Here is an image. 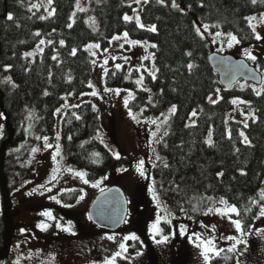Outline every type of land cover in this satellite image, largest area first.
Instances as JSON below:
<instances>
[{
  "label": "trees",
  "instance_id": "trees-1",
  "mask_svg": "<svg viewBox=\"0 0 264 264\" xmlns=\"http://www.w3.org/2000/svg\"><path fill=\"white\" fill-rule=\"evenodd\" d=\"M77 1L53 0L54 15L44 18L43 11L32 9L34 0H0V111L5 118L0 136V264H15L11 251L13 192L36 178L34 166L26 158L34 149L46 148L44 137L51 145L55 143L57 110L66 97L74 99L90 90L89 84L95 79L92 57L85 47L95 43L109 48L113 38L125 32L135 41L157 45L152 50L158 69L156 78L147 75L148 90L135 91L132 111L155 120L176 107L159 144L162 162L153 172L155 191L191 217L208 204L225 200L239 210L236 217L248 232L264 207V95L257 96L255 84L245 81L225 89L209 61L215 45L197 34L196 28L200 22L212 33L232 34L244 47H251L258 40L246 17H264V0L255 4L252 0H176L179 9L171 6L172 0L164 4L149 0L142 21L146 26L154 25L155 32L124 20L132 13L130 0H91L88 10L78 13L72 22ZM9 15L12 20H8ZM89 16L96 18L97 29L87 22ZM43 38L48 44L30 64L25 53ZM73 48L75 56L70 54ZM257 62L264 84V56H259ZM188 64L193 65L191 70ZM126 73L110 69L107 85L133 88ZM217 90L221 100L211 103L209 97ZM234 98L250 102L246 110L250 107L257 114V120L246 128L250 145L240 135L243 126L227 121ZM193 111L196 121L190 125ZM100 131V113L91 103L67 108L62 122L61 157L68 167L85 173L90 184L113 170L132 165L127 157L117 159L106 148L99 138ZM17 147H22L20 152L13 153ZM80 193L64 192L60 199L74 205ZM163 228L168 235L169 226L163 224ZM129 245L132 253L143 250L139 240H130ZM211 259L212 264H238L233 252L224 251ZM150 264H159L158 259L153 257ZM177 264L191 263L181 253Z\"/></svg>",
  "mask_w": 264,
  "mask_h": 264
},
{
  "label": "rangeland",
  "instance_id": "rangeland-1",
  "mask_svg": "<svg viewBox=\"0 0 264 264\" xmlns=\"http://www.w3.org/2000/svg\"><path fill=\"white\" fill-rule=\"evenodd\" d=\"M90 1H77L72 13V22L78 13L88 10ZM148 2L149 0L136 3L135 0H130L128 5L132 6V13L127 15L132 17V20L128 22L136 23L138 16L140 22L143 23L142 11ZM52 3L53 0L51 3L49 0H34L33 5H39V7L32 5V9L43 11V17L50 18L54 15L52 14ZM256 18L251 23L256 26V33L264 37V17ZM87 22L93 28H98L94 16H89ZM204 26L200 22L197 23V28L201 29L203 36L209 38L215 45V53L246 60L253 67L258 68L257 60L259 56H264V39L258 40L251 47H244L240 42L228 47V34L224 35L219 32L221 35L217 36V32L212 33L209 29L205 31ZM123 34L115 36H119L120 39L116 40L114 37L109 48L103 49L99 45V48L88 49V45L95 43H90L85 47V50L92 57L95 79L91 83L90 90L79 97L65 98V102L56 112L55 137L59 136L61 139L62 122L68 107H78L83 103H91L100 113L101 131L99 138L101 142L116 158V154H119V158L127 157L131 160L132 165L124 170L109 172L104 176L107 179L103 177L97 182L99 186L93 187L97 183L90 184L88 182L85 184L75 175V172L81 171L74 169L68 171L71 168L64 163L61 155L57 157L56 161L52 160L57 143L60 145L61 153L60 139H56L51 148L30 152L26 161L34 166L36 178L22 183L13 192L15 228L12 234L11 251L15 256V264H105L106 260L112 259L115 253L120 250V243H126L128 250L127 253L116 259V264H121L120 261H125L126 264H150L153 257L158 259L159 264H177L181 253L187 255L191 264H205L202 249L197 248L190 239V237L194 239L193 233L200 235L202 239H214L216 247L222 248L226 252H228L227 249L233 247V243L227 237L235 235L237 238H241V233L236 231L228 217H222L215 212H208L209 208H223L224 205L220 204V201L208 204L203 211L191 217L187 213H180L155 191L153 172L162 162L159 144L167 134L170 119L174 114L169 110L162 118L150 120L132 111L130 104L135 97V91L147 89L146 76L149 75V71L156 69L152 43L139 41V44H129L123 39ZM41 40H44L45 43L40 44L39 42L34 49L25 53L30 64L44 52L48 44L46 39ZM128 40L135 41L129 35ZM145 44L148 46L144 47ZM246 50L257 57L255 62L247 58ZM93 52L95 55L92 54ZM28 53H32V55H27ZM144 56H148L149 59H143ZM105 60L108 61L107 64L104 63ZM117 64L122 67L117 69ZM113 68L125 70L126 75L130 78L129 82L133 83L134 87L127 89L109 87L106 82V75ZM141 76H143V82L142 85H138L136 80ZM106 88L119 89L120 94L115 95L114 92L106 91ZM254 89H264V84L255 85ZM92 92H97L98 95L93 96L91 95ZM210 97L215 101L211 103H217L221 100V93L217 91ZM234 99L243 100L242 98ZM125 100L128 101L127 107L124 104ZM247 105L249 104H233V109L227 113V121L241 124L243 126L241 132L248 137L247 127L244 125L246 123L249 126L251 121H256L257 114L250 107L246 110L245 106ZM130 112L135 115L136 119H133V116L129 114ZM0 114H2L1 111ZM253 116L255 119H252ZM195 121L196 116H192L189 124L192 125ZM4 123L5 118L2 114L0 116V136L3 132ZM153 132L156 133L155 137L152 135ZM208 139L212 140V134H209ZM21 148L17 147L12 152L18 153ZM140 161L144 162L145 176H141L137 170ZM57 167L60 169L57 173V179L49 183L53 176V170ZM41 185L44 187L41 188ZM111 187L122 188L129 201L127 222L122 229L116 232L101 230L94 226L89 219L90 206L98 194ZM74 190H79L83 199L79 198L76 204L65 207L67 204L61 201L60 196L64 192ZM30 192L32 195H28ZM52 197H56L60 203H56ZM228 205L230 204L228 203ZM44 211H51L56 219L50 221L41 216L40 213ZM158 216L161 218L162 234L153 239L151 225L156 222ZM232 219H237L235 214L232 215ZM41 223L50 226L47 230H41L38 226ZM69 223L72 225L74 235L61 231L57 227V224L67 227ZM163 224L170 228L168 235L164 233ZM181 225L185 226L187 235H180ZM22 229L23 232H21ZM261 230H264V218L259 215L250 230L244 232L242 238L247 241L246 245H240L238 251L235 252L238 257V264H264V235H261ZM132 234L139 237L138 240L143 247L140 252L132 253L130 250L132 246L129 245L130 240L124 239ZM163 236L169 237L167 243L157 244L156 240H162ZM109 237H114V239H109Z\"/></svg>",
  "mask_w": 264,
  "mask_h": 264
},
{
  "label": "snow or ice",
  "instance_id": "snow-or-ice-1",
  "mask_svg": "<svg viewBox=\"0 0 264 264\" xmlns=\"http://www.w3.org/2000/svg\"><path fill=\"white\" fill-rule=\"evenodd\" d=\"M51 2H52V0H49V3H51ZM135 2L136 3H143V2H147V0H135ZM158 2L161 3V4H164L165 0H158ZM256 2H257V0H252V3L253 4H255ZM171 6L174 7V8H177V9L180 8V6L176 3V0H172ZM33 7H39V5H33ZM180 10H182V9H180ZM52 14H54V10H53V13ZM12 19H13L12 15H9L8 16V20H12ZM246 19L249 20L250 27H252L253 32L256 33V26L254 24H252L251 21H254L257 18L253 16V17H246ZM124 20L125 21H131L132 20V17H130L128 15H125L124 16ZM136 24L140 28H145L146 27L143 23L140 22V19H139L138 16L136 17ZM69 27H71V25H69ZM207 29H208V26L205 25L204 26V30L207 31ZM147 30L148 31H151V32H155L156 31V27L154 25L153 26H148L147 27ZM196 32H197V34L201 35V37L203 38V33L201 32V29L200 28H196ZM35 35L39 36L40 33L37 32ZM216 35L217 36H220L221 33L217 32ZM115 39L116 40H119L120 37L119 36L118 37H115ZM123 39L125 40L126 43L133 44V45L140 43L139 41H130V40H128V33L127 32H125L123 34ZM255 39L256 40H261V39H264V37H262L260 34L256 33ZM213 42H215V40H213ZM239 42L240 41L237 39L236 36H234L232 34H228V47H232L234 43H237L238 44ZM43 43H45V41L44 40H41L40 41V44H43ZM61 44H63V41H61ZM147 46H148L147 44L144 45V47H147ZM99 47H100L99 44H90V45H88V49L99 48ZM151 47L152 48H156L157 45L152 44ZM70 54L73 55V56H75L76 55V49L73 48L71 50V53ZM92 54L95 55L94 52ZM27 55H32V53H28ZM188 55L190 56L191 53H188ZM245 55L247 56V58L249 60H251L253 62H255L257 60V57L255 55H252L251 52H249L247 50L245 51ZM53 59H56V57H53ZM125 59L127 60V57H125ZM143 59L147 60V59H149V57L148 56H144ZM104 63L107 64L108 61L105 60ZM121 67L122 66L120 64H117L116 65V68L117 69H120ZM187 67H188L189 70H191L193 68V65L192 64H188ZM145 71H148V70L145 69ZM156 71H158V69H156L154 71H149V75L153 79L156 78V76H155ZM142 82H143V76H141L139 79L136 80V84H138V85H142ZM89 87H92V85L89 84ZM105 90L106 91L114 92L115 95H119L120 94V90L119 89L113 90V89H107L106 88ZM144 90L147 91L148 89H144ZM254 91H256L257 96L264 95V89H261V90L254 89ZM91 95L96 96V95H98V93L97 92H92ZM209 101L210 102H215L212 97H209ZM232 103L233 104H249L250 102L244 101V100H239V99H234V100H232ZM124 104L127 107L128 101L125 100L124 101ZM170 112L174 114L176 112V107L173 106L170 109ZM129 114L133 116V119H136L135 115H133L131 112ZM191 115L193 117H195L196 116V112L193 111L191 113ZM0 116H2V114H0ZM77 118H79V117H77ZM252 119H255V117L253 116ZM152 123H155V121H152ZM244 126L245 127H248V125L246 123H245ZM152 135L155 137L156 136V133L153 132ZM240 135L243 136V142L250 145V141L248 140V137L245 136L243 132H241ZM229 138H231L230 137V133H229ZM56 139L59 140L60 137L57 136ZM44 142H45L44 146L46 148L53 147V145H51L50 143H48V138L47 137H44ZM210 142H211V140H209V143ZM33 151H38V149H34ZM60 155H61V153H60V145L57 143L55 145V154L52 155V160L53 161H56L57 160V157L60 156ZM116 155H117V159H119V154H116ZM143 167H144V162L143 161H140L137 170L139 171V173H140L141 176H145V172L143 170ZM59 171H60L59 167H57L56 169L53 170V176H52L51 180L49 181V183H51V182H53V181H55L57 179V173ZM68 171H73V170L72 169H68ZM75 175L78 176L81 180H83V182L85 184L88 183V180L85 179V176H86L85 173H83V172H75ZM218 175H221L222 176L223 173H219ZM104 179H107V177H104ZM98 186H99L98 183L93 185V187H98ZM40 187L43 188L44 186L41 185ZM48 190L50 191L51 189H48ZM28 195H32V193L30 192V193H28ZM261 195H262V197H264V193H262ZM79 198L80 199H83V196H80ZM154 198H156V197L154 196ZM52 199L53 200H56V203H60V201L57 200L56 197H52ZM220 204H223L224 207L223 208H209L208 209V212H215L217 215H220L222 217H228L230 223L235 226L236 231L239 232V233H241V238H237L235 235L227 237V239L233 243V247L227 249V251L228 252L235 253V252L238 251L240 245H246V243H247V241L242 238L243 235H244L245 229H244L241 221L239 219H232V215L233 214H235L236 216H239L240 215V212H239V210L234 205H231V206L228 205L227 201H225V200H221L220 201ZM65 207H71V205H65ZM40 215L43 216V217H46L50 221H54L56 219V217L53 216V214H52L51 211L41 212ZM259 215H260V217L264 218V207L260 208ZM89 219H91V217H89ZM160 224H161V218L158 216L157 219H156V222L151 225L153 239H155L156 236L162 234V228L160 227ZM38 226L41 228V230H47V228L50 225L45 224V223H41ZM57 227L60 228L61 231L69 232V233H71L73 235L75 234L74 232H72V225H71V223H69L67 227H63V226L57 224ZM23 231L24 230L22 229L21 232H23ZM180 235H187L185 226H183V225L180 226ZM261 235H264V230H261ZM192 236L194 237V239L191 238V237H190V239H192V242L195 244V246L197 248L202 249V255H203V259L205 261V264H212V259L211 258L213 256L219 257L220 256V253L222 251H224V249L217 248L216 247L215 240L214 239H207V240L206 239H202L200 235L195 234V233H193ZM109 239H114V237H109ZM124 239L125 240L136 241V240L139 239V237L136 236L135 234H132V235H130L128 237H125ZM168 239H169L168 236H163V239L162 240H156V243L157 244L167 243ZM119 248H120V250L115 253V255L112 257V259L106 260L105 261V264H116V259L119 258V257H121L122 254L127 253L128 246H127L126 243H120ZM138 255H139V253H138Z\"/></svg>",
  "mask_w": 264,
  "mask_h": 264
},
{
  "label": "water",
  "instance_id": "water-1",
  "mask_svg": "<svg viewBox=\"0 0 264 264\" xmlns=\"http://www.w3.org/2000/svg\"><path fill=\"white\" fill-rule=\"evenodd\" d=\"M209 61L215 73L219 75L220 84L230 90L240 81L262 85L263 76L246 60L233 56L212 53ZM129 216V201L125 191L120 187H111L96 197L89 209L90 221L101 230L116 232L122 229Z\"/></svg>",
  "mask_w": 264,
  "mask_h": 264
},
{
  "label": "flooded vegetation",
  "instance_id": "flooded-vegetation-1",
  "mask_svg": "<svg viewBox=\"0 0 264 264\" xmlns=\"http://www.w3.org/2000/svg\"><path fill=\"white\" fill-rule=\"evenodd\" d=\"M73 261V260H72Z\"/></svg>",
  "mask_w": 264,
  "mask_h": 264
}]
</instances>
